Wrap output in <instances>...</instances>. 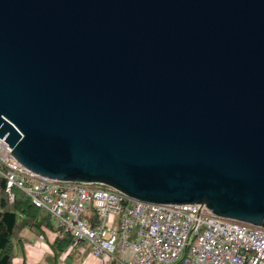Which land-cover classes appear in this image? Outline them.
Returning a JSON list of instances; mask_svg holds the SVG:
<instances>
[{"label":"water","instance_id":"95a60500","mask_svg":"<svg viewBox=\"0 0 264 264\" xmlns=\"http://www.w3.org/2000/svg\"><path fill=\"white\" fill-rule=\"evenodd\" d=\"M0 138L41 177L264 228V0H0Z\"/></svg>","mask_w":264,"mask_h":264},{"label":"built area","instance_id":"2783aa9c","mask_svg":"<svg viewBox=\"0 0 264 264\" xmlns=\"http://www.w3.org/2000/svg\"><path fill=\"white\" fill-rule=\"evenodd\" d=\"M0 138V176L6 190L23 191L44 209L73 246L96 264H264V228L222 217L196 204L134 200L101 184L41 177L8 159Z\"/></svg>","mask_w":264,"mask_h":264},{"label":"trees","instance_id":"16d2710c","mask_svg":"<svg viewBox=\"0 0 264 264\" xmlns=\"http://www.w3.org/2000/svg\"><path fill=\"white\" fill-rule=\"evenodd\" d=\"M24 229L37 236H43L45 230L55 232L56 238L51 243V258L55 264L59 256L73 244L70 233H63L61 237L57 235L59 229L54 226L51 216L44 209L32 204L23 191L12 188L8 192L6 181L0 176V264H12L13 257L22 250L21 232ZM109 264L115 263L112 261Z\"/></svg>","mask_w":264,"mask_h":264},{"label":"crops","instance_id":"0c3cea01","mask_svg":"<svg viewBox=\"0 0 264 264\" xmlns=\"http://www.w3.org/2000/svg\"><path fill=\"white\" fill-rule=\"evenodd\" d=\"M23 239L22 252L18 251L12 259V264H55L52 262V249L51 243L56 238V234L52 230H45L43 236H37L32 231L24 229L21 232ZM68 249V248H67ZM75 249V248H74ZM72 248L69 253L66 250L59 256L56 264H72L81 255L90 254L87 261L88 264H96L95 257L86 250L84 253H80L79 250Z\"/></svg>","mask_w":264,"mask_h":264},{"label":"rangeland","instance_id":"374dc122","mask_svg":"<svg viewBox=\"0 0 264 264\" xmlns=\"http://www.w3.org/2000/svg\"><path fill=\"white\" fill-rule=\"evenodd\" d=\"M74 250H78V247H75ZM89 257H90V254L81 255L72 264H88L89 261H87V260L89 259Z\"/></svg>","mask_w":264,"mask_h":264}]
</instances>
